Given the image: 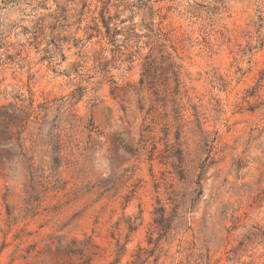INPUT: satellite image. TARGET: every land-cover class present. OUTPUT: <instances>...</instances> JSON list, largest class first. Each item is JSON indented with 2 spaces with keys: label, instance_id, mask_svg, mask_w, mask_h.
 Wrapping results in <instances>:
<instances>
[{
  "label": "rangeland",
  "instance_id": "1",
  "mask_svg": "<svg viewBox=\"0 0 264 264\" xmlns=\"http://www.w3.org/2000/svg\"><path fill=\"white\" fill-rule=\"evenodd\" d=\"M128 1L0 0V264H264V0Z\"/></svg>",
  "mask_w": 264,
  "mask_h": 264
},
{
  "label": "trees",
  "instance_id": "2",
  "mask_svg": "<svg viewBox=\"0 0 264 264\" xmlns=\"http://www.w3.org/2000/svg\"><path fill=\"white\" fill-rule=\"evenodd\" d=\"M18 1L20 0H5V3L10 4ZM99 2L102 4L100 9V16L99 19L94 18L93 24L88 27L92 31L88 39L95 36H102V38L106 39L110 45H112L113 47H117L121 42L119 36L124 35L127 36V38L128 36H138V34L135 33L136 27L134 24L129 27H122L121 25H119V23H125L129 20L121 19L119 13H116L114 15L111 13L110 8L112 6V0H99ZM118 2L126 4V7L130 6L128 0H118ZM137 4H143L142 0L134 2L133 6H136ZM61 41V37L52 36L49 44L53 45L55 48H58ZM73 41L75 45H78L82 42V39L76 38ZM160 54V62L156 60L157 57H155L153 54L147 55L145 57L140 84L142 86L145 84L153 86V84L156 83L159 78H164L165 81L174 80L177 85L174 94L178 95L181 84V66L176 63L170 53H167L166 51H160ZM179 107V103L176 102L174 108L175 111L177 110V112H179Z\"/></svg>",
  "mask_w": 264,
  "mask_h": 264
}]
</instances>
